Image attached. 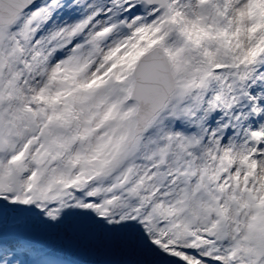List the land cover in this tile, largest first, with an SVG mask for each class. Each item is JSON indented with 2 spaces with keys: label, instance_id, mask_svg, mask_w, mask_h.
Here are the masks:
<instances>
[{
  "label": "snow or ice",
  "instance_id": "snow-or-ice-1",
  "mask_svg": "<svg viewBox=\"0 0 264 264\" xmlns=\"http://www.w3.org/2000/svg\"><path fill=\"white\" fill-rule=\"evenodd\" d=\"M0 264H264V0H0Z\"/></svg>",
  "mask_w": 264,
  "mask_h": 264
}]
</instances>
